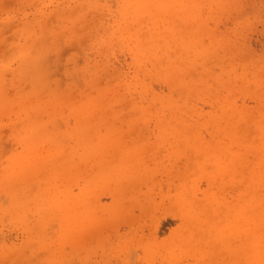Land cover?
I'll return each mask as SVG.
<instances>
[{
    "label": "rangeland",
    "instance_id": "1",
    "mask_svg": "<svg viewBox=\"0 0 264 264\" xmlns=\"http://www.w3.org/2000/svg\"><path fill=\"white\" fill-rule=\"evenodd\" d=\"M264 0H0V264H264Z\"/></svg>",
    "mask_w": 264,
    "mask_h": 264
},
{
    "label": "bare ground",
    "instance_id": "2",
    "mask_svg": "<svg viewBox=\"0 0 264 264\" xmlns=\"http://www.w3.org/2000/svg\"><path fill=\"white\" fill-rule=\"evenodd\" d=\"M260 256H262V257H263V256H264V253L262 252V253L260 254Z\"/></svg>",
    "mask_w": 264,
    "mask_h": 264
}]
</instances>
